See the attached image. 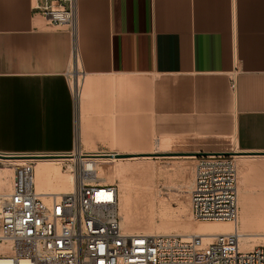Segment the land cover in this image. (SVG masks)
<instances>
[{"label":"crops","instance_id":"crops-1","mask_svg":"<svg viewBox=\"0 0 264 264\" xmlns=\"http://www.w3.org/2000/svg\"><path fill=\"white\" fill-rule=\"evenodd\" d=\"M45 3L0 0V153L70 151L74 69L230 84V142L264 153V0H76L74 35L47 27Z\"/></svg>","mask_w":264,"mask_h":264},{"label":"rangeland","instance_id":"rangeland-1","mask_svg":"<svg viewBox=\"0 0 264 264\" xmlns=\"http://www.w3.org/2000/svg\"><path fill=\"white\" fill-rule=\"evenodd\" d=\"M179 79L176 76L137 75L84 79L80 69L78 73L74 69L69 79L76 117L73 147L65 153L9 154L15 156L0 159V175L8 169L9 173L5 177L12 180L16 166L3 160H25V165L34 168V162L37 160L72 159V162L52 163L51 166L55 169L60 167L59 176L62 179L68 176L67 181H72L73 177L75 183L76 173L84 170V162L80 163L76 156L91 154L93 151L127 155L104 163L94 159L96 179L92 180L97 185L115 187L120 228L124 217L121 211L122 184L129 180L127 183L134 199L131 209L135 223L132 230H121L131 235H147V232H151L152 234L148 235L191 236L195 235L191 230H194L196 224L211 221H197L191 216L189 191L197 157L181 154L228 153L236 165L238 185V220L230 225H240L243 191H248L252 196L264 192V156L239 160L238 156L248 155L240 154L242 152L233 148V143L230 142L233 135L231 132L235 127L233 91L230 84L179 83ZM124 80L133 82L125 83ZM141 137L144 144L146 143L141 152L133 146L128 149L134 138ZM115 144L124 147L112 148L111 145ZM159 144L164 145L166 149ZM39 154H66L72 158L42 159L29 156ZM246 164H250L252 169L241 174L240 168ZM98 165L110 169L107 171V177L102 180L96 175ZM254 165L259 166L253 168ZM144 168H148V171ZM128 173L135 174L133 179ZM8 191L2 189L0 184V195H7ZM242 220L239 234H260L261 231L254 226V213L243 217ZM259 238L253 237L246 242L239 238V247H249L252 243H256L254 246L264 245L261 243L263 239ZM211 241L213 240L204 242Z\"/></svg>","mask_w":264,"mask_h":264},{"label":"built area","instance_id":"built-area-1","mask_svg":"<svg viewBox=\"0 0 264 264\" xmlns=\"http://www.w3.org/2000/svg\"><path fill=\"white\" fill-rule=\"evenodd\" d=\"M45 1L37 9L47 27L74 35L76 0ZM93 179L94 171H78L71 193L43 201L32 167L15 166L11 191L0 195V264H264V245L243 251L234 230L208 243L198 235L126 234L115 187ZM189 206L197 221L237 222V170L231 156L197 157Z\"/></svg>","mask_w":264,"mask_h":264},{"label":"bare ground","instance_id":"bare-ground-1","mask_svg":"<svg viewBox=\"0 0 264 264\" xmlns=\"http://www.w3.org/2000/svg\"><path fill=\"white\" fill-rule=\"evenodd\" d=\"M76 85L78 86V84H76ZM163 140H165V142L167 143L166 139H163ZM128 143H126V145H128ZM161 143H163V142H160V144ZM131 144H133V145H131ZM131 144L129 143L128 149H129V146H133L134 148H137L138 150H140V152L142 151L143 147L146 146L145 145L146 143L144 144V141H143L142 137L141 138H134L133 139V143L131 142ZM168 144L169 143H167V145ZM109 147H110V145H109ZM111 147L112 148H123L124 146L115 144V145H111ZM160 147L165 148L164 145L163 146L160 145ZM95 153H97V152L93 151V152H91V154L78 155V156H76V159L78 158L80 163H81V161L84 162V169L85 170L94 171V172H95V168H94L95 167V165H94V161L95 160L94 159H97L98 161H101L102 163H104V162H106L108 160H114L115 159V157H112V158L95 157L96 155H92V154H95ZM110 153H115V154L119 155V153H117V152H110ZM79 154H81V153H79ZM148 154H150V153H148ZM83 156H88V157H83ZM67 157L72 158L71 156H67ZM80 157H83V159L80 158ZM238 158H239V160L245 159V158L239 157V156H238ZM133 159H135V158H133ZM71 160L72 159L56 160V161H53V160L52 161H50V160H37V161L34 162L35 163L34 164V168H32V170H33V181H34V185L36 187L35 188L36 192L38 194H40L43 197V199H48V197H51V196L52 197H56V196L58 197L61 194H67V193H71L73 191L74 178L71 177L73 180L72 181L69 180L70 182L67 181L68 178H69L68 176H67V178L63 177V179H62L59 176L60 175L59 174V172H60L59 168L60 167L55 169V168H53L51 166L52 163L53 164H60L63 161H71ZM3 161H6L7 163H11L10 165H16V166L20 165V164H23L25 162V160H3ZM239 163L241 164V161H239ZM240 164H239V166H240ZM249 165L250 164H246L244 166H241V168L239 167L240 170H241V174H245V173H247L248 171H250L252 169V167H250ZM258 166L259 165H254L253 168L258 167ZM148 168H150V167H148ZM148 168L147 169L144 168V170L148 171ZM96 169H97L96 175H97V178L99 180L100 179L102 180L103 177H105V176L107 177V171L108 172L110 171V169L104 168L102 165H100ZM129 170H131V169H129ZM130 172H134V171H130ZM8 173L9 172H8V169H7L2 175H0V184L2 185V189H5L7 191L9 190L8 192H10L11 188H12V180L7 179L5 177ZM119 173H118V175H119ZM123 173L127 174L125 171ZM109 175H110V173H109ZM123 176H125V175H123ZM128 176L130 178H132V177L135 176V174L130 173V175H129V173H128ZM107 181H108V179H107ZM128 181L123 182V184H122L123 185L122 186L123 187V189H122L123 191H121V192H123L122 201H121V211L124 214L123 223L121 225V228H123V231H124V229L126 231L132 230L133 223H135L134 219H133V212H132V209H131L132 208L131 205H132V199L133 198H132V195H131L130 187L128 185V183H129ZM100 183H102V182H100ZM2 196H5V194L4 195L2 194ZM136 200H138V199H136ZM133 201H134V199H133ZM241 202H242V204H241L242 205V209L241 210H242L243 213L242 212H241L242 214L240 213L241 214V216H240L241 217L240 218V221H241L240 225L239 224L230 225V223L219 222V221H214V222L211 221V222H206V223H199V224H196V227L194 228V230H191V232L193 231L192 234H195V235H198V236L202 237L203 241H207V240L209 241V240H214V238L217 235L226 234V233L232 232L233 230L238 233V231L240 230L239 226L242 227V225H243V220H242L243 217L254 213V216H255V219H256L255 220L256 222L254 223V226H256L258 228L259 232L261 231L260 234H258V233L254 234L253 233V234H249L248 235V234H243V233L239 234L238 233V237L240 238V240H242L244 242H246L248 239H252L253 237H257V238L260 237L259 239H263V241L261 243L264 244V232H262V231H264V192L259 193V194L255 195V196H252L248 191L244 190L243 194H242V201ZM134 203H136V202H134ZM135 227H137V226L135 225ZM147 233L148 234H152L151 232H147ZM128 234H130V233H128ZM187 235L188 234H184L183 236H187ZM255 244L256 243H254V245ZM258 244H260V243H258ZM254 245H253V243L249 247H248V245L247 246L240 245V249L243 250V251H246V250L251 249L252 246H254Z\"/></svg>","mask_w":264,"mask_h":264},{"label":"water","instance_id":"water-1","mask_svg":"<svg viewBox=\"0 0 264 264\" xmlns=\"http://www.w3.org/2000/svg\"><path fill=\"white\" fill-rule=\"evenodd\" d=\"M225 155H229L228 153H224ZM240 154L243 155H248V156H264V153H257V152H242ZM86 155V154H84ZM92 155H96L95 157H104V158H122V157H127V155H118L115 153H95ZM181 155H195L196 157L201 156V155H206L205 153H197V154H181ZM15 155H9V154H2L0 153V159L4 158H12ZM31 158H42V159H48V158H65L70 155L66 154H39V155H29ZM83 157H88V156H83Z\"/></svg>","mask_w":264,"mask_h":264}]
</instances>
